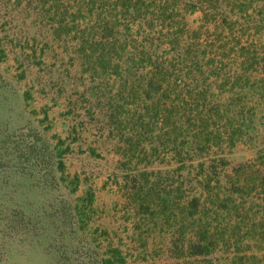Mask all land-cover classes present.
Returning a JSON list of instances; mask_svg holds the SVG:
<instances>
[{
    "label": "rangeland",
    "instance_id": "rangeland-1",
    "mask_svg": "<svg viewBox=\"0 0 264 264\" xmlns=\"http://www.w3.org/2000/svg\"><path fill=\"white\" fill-rule=\"evenodd\" d=\"M262 10L0 0V264H264Z\"/></svg>",
    "mask_w": 264,
    "mask_h": 264
},
{
    "label": "crops",
    "instance_id": "crops-1",
    "mask_svg": "<svg viewBox=\"0 0 264 264\" xmlns=\"http://www.w3.org/2000/svg\"><path fill=\"white\" fill-rule=\"evenodd\" d=\"M262 12L264 13V10H262L261 13H262ZM263 13H262V14H263ZM263 17H264V15H263ZM263 31H264V27H263ZM263 34H264V32H263ZM263 126H264V124H263ZM123 262H124V261H123ZM123 264H126V262H124Z\"/></svg>",
    "mask_w": 264,
    "mask_h": 264
}]
</instances>
